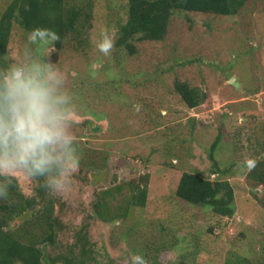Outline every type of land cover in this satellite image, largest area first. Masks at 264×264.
<instances>
[{
    "label": "rangeland",
    "instance_id": "rangeland-1",
    "mask_svg": "<svg viewBox=\"0 0 264 264\" xmlns=\"http://www.w3.org/2000/svg\"><path fill=\"white\" fill-rule=\"evenodd\" d=\"M7 2L0 0V14ZM114 6L118 11L117 0H93L91 47L85 55L67 45L60 53L48 42L36 45L16 26L6 48L8 65L21 60L28 48L65 73L66 87L81 97L78 104L73 96L78 111L71 131L80 147L77 155L89 152L100 168L93 173L81 160L70 186L60 193L64 204L56 215L64 227L59 242L46 247L48 259L67 251L82 224L92 249L89 264H139L135 256L149 259L162 243L158 260L163 263L176 264L183 254L191 264H230L235 250L251 257L261 249L260 238L264 245V210L252 199V194L264 195V185L245 178L249 157L264 160V0H249L237 16L179 11L171 16L163 39L138 40L134 55L119 51L122 58L115 60L113 48L105 54L97 47L103 34L113 36L105 23L117 17ZM174 80L197 87L206 95L204 102L187 107L173 87ZM90 83L92 91L86 87L82 92L80 84ZM119 88L129 95L130 104L119 107L107 99L108 90ZM157 98L161 106L150 101ZM218 129L220 164L230 168V174L222 176L234 184L240 201L239 212L228 221L206 207L190 209L174 197L182 169L207 173V150ZM247 136L253 145L246 144ZM144 172L148 181L143 206L128 205L125 215L112 222L92 216L90 203L97 191L111 188V205L126 206L130 192L126 181L132 186ZM3 175L15 178L25 194L31 192L33 179L24 171H6L0 174L2 179ZM256 217L260 219L252 222ZM169 220L175 235L161 236V226ZM210 224L216 226L213 233L206 230ZM241 231L245 235L239 236ZM175 236L188 242L184 247L169 246L167 241ZM248 243L254 246L250 251ZM192 244L195 248H187Z\"/></svg>",
    "mask_w": 264,
    "mask_h": 264
},
{
    "label": "trees",
    "instance_id": "trees-1",
    "mask_svg": "<svg viewBox=\"0 0 264 264\" xmlns=\"http://www.w3.org/2000/svg\"><path fill=\"white\" fill-rule=\"evenodd\" d=\"M248 1L117 0L120 4L118 11L116 6L113 7L117 17L105 23V27L114 38L112 48L115 55L112 56L113 60L122 58V55H118L119 51L127 55H134L136 53L135 44L138 40L163 39L171 16L173 14L177 15L176 13L179 11L185 14L195 11L237 16ZM92 7L93 0H9L0 14V69L8 66L5 57L6 48L13 26L20 28L23 33L27 34L33 29H50L58 36V39L54 41H47L56 49L55 52L58 53L60 50L66 49L64 46L67 45L75 49L79 48L81 54L85 55L91 47L88 41L89 30L92 27L90 21ZM47 35L46 32L41 34L40 31H37L34 43L36 45H40L42 42L45 43L44 39ZM51 54L54 56V53ZM236 60L238 61V58L234 61ZM74 86L79 87L78 84ZM80 87H82V92L84 91L83 88L86 87L89 88V91L93 89L91 83L87 86L80 84ZM173 87L180 95L182 102L191 109L201 105L206 97L205 93L199 91L197 87H190L185 81L174 80ZM76 91L78 89L73 90V92ZM72 96L77 102L81 99L80 95L77 96L75 93ZM107 99L117 101L119 107L125 105L124 102H129V104L131 102L129 95H125L121 88L116 92L108 90ZM150 101L161 106L159 98ZM107 103L111 104L110 102ZM85 105L79 106L85 108ZM99 115L103 114H95L94 117H99ZM192 118H195V116H192ZM220 138H222V132L218 129L208 146L207 158L209 164L207 173L203 174V172L195 169H182L177 179L174 197L183 201L190 209H195L198 206L206 207L215 215L226 217L228 221L239 212L237 204L240 201L236 198L234 184H231L232 182L227 176H222L230 174V168L220 164V151L216 149L218 143L220 146ZM246 139V144L250 146L254 144L251 136H247ZM221 146H223V143ZM242 146L247 147L245 143ZM75 148L77 149L76 152L80 150L77 143H75ZM235 148L238 152L239 147L237 144ZM105 152H108V150ZM86 156H89L88 159ZM78 158L79 162L85 160L87 164L84 166L92 169L93 173L100 170L94 165L96 159L90 156L89 152ZM79 162L78 168L82 166ZM247 171V175H245L247 182V178H249L254 180L255 183L259 182L257 184L264 185V160L255 161L254 167L249 168ZM3 176V179L0 177V264H43L44 262L47 264H89L92 249L87 240L86 225L84 224L74 231L73 240L68 243V249L65 253L61 251L53 258L48 259L46 247L55 246L59 242L58 233L64 227L61 219L56 215L57 209H62L64 204L61 194L50 192L44 186L43 180L45 178L42 176L31 177L33 184L29 194H25L19 189L15 178ZM139 176V179L132 186L131 182L126 181L130 185V192L126 199L127 202H125L126 206L124 204L111 205L114 193L111 188L97 191L90 203L92 216L105 222H112L125 215V208L128 205L143 206L147 197L148 173H140ZM8 178L11 180H7ZM97 178L100 179L99 176ZM116 189L120 190V187H116ZM252 196L256 205L264 210V195L252 194ZM261 218L264 219V215ZM258 219L260 218L256 217L251 221L254 222ZM172 222L169 220L168 225L161 226V236L164 235L165 237L166 233L174 234V228L171 226ZM214 227L216 226L210 224L206 230L213 233ZM197 232H201V230ZM238 235L245 234L241 231ZM259 241L261 249L259 248L257 253L251 255L253 259H250L249 255L235 250L237 255L230 264H264L262 238ZM167 242L169 246L177 247L188 241L182 236H175ZM163 244L154 247V249L159 251L164 248L165 244ZM195 244L189 245L187 248H195ZM248 245L250 247L251 244L248 243ZM184 246L182 245V247ZM253 247L251 246L249 251ZM158 251L148 256L149 259L144 256L147 264H172L171 262H160L157 258ZM181 255L176 264H191L185 262V255ZM227 264L229 263L227 262Z\"/></svg>",
    "mask_w": 264,
    "mask_h": 264
},
{
    "label": "clouds",
    "instance_id": "clouds-1",
    "mask_svg": "<svg viewBox=\"0 0 264 264\" xmlns=\"http://www.w3.org/2000/svg\"><path fill=\"white\" fill-rule=\"evenodd\" d=\"M37 31L48 34L46 42L58 39L50 29H33L29 41L35 42ZM103 35L97 47L108 54L114 38ZM22 57L0 69V174L22 170L42 176L44 186L59 194L70 186L79 162L71 131L78 110L57 65L28 48ZM246 164L251 168L255 161ZM134 259L147 264L140 255Z\"/></svg>",
    "mask_w": 264,
    "mask_h": 264
},
{
    "label": "flooded vegetation",
    "instance_id": "flooded-vegetation-1",
    "mask_svg": "<svg viewBox=\"0 0 264 264\" xmlns=\"http://www.w3.org/2000/svg\"><path fill=\"white\" fill-rule=\"evenodd\" d=\"M158 258V257H157Z\"/></svg>",
    "mask_w": 264,
    "mask_h": 264
}]
</instances>
